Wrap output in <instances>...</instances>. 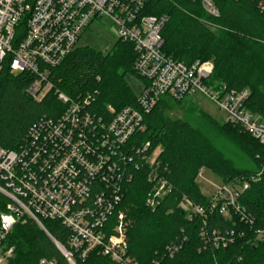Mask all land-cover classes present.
I'll return each mask as SVG.
<instances>
[{
    "label": "trees",
    "instance_id": "16d2710c",
    "mask_svg": "<svg viewBox=\"0 0 264 264\" xmlns=\"http://www.w3.org/2000/svg\"><path fill=\"white\" fill-rule=\"evenodd\" d=\"M218 15L209 14L201 0H150L144 15L168 18L162 35L163 51L191 64L212 59L215 65L208 84L231 89H249L246 108L264 120V0H213ZM136 52L131 43L118 40L108 52L91 47L76 48L51 69L52 88L36 100L28 88L34 81L29 72L11 73L8 62L0 68V147L18 151L29 129L42 117H57L66 109L57 91L78 99L90 95V113L110 118L123 107L137 106V95L126 81L135 74ZM180 112V115H172ZM125 143L124 148L150 143L160 147L161 170L171 184L156 209L146 198L150 188L149 167L132 169V180H125L121 201L108 216L111 232L123 211L131 256L144 264L162 260L165 264H264V145L240 125L219 122L196 105L163 98ZM209 169L224 183L245 180L248 188L240 195L243 215L232 208L225 217L219 210L189 219L179 206L183 197L196 205H208L210 198L198 182L202 169ZM100 186L94 182L92 192ZM89 199V202H93ZM8 198L0 193V214ZM248 220V221H247ZM249 220H251L249 222ZM48 235L35 221L17 223L4 241L13 248L6 264H71L53 238L68 248L69 229L57 220H44ZM211 239L214 230L233 232L226 248L205 247L202 230ZM183 231V232H182ZM182 233L188 236L183 249L173 258L167 246ZM201 248V251L199 249ZM76 264H116L99 250L85 259L74 255Z\"/></svg>",
    "mask_w": 264,
    "mask_h": 264
},
{
    "label": "built area",
    "instance_id": "2783aa9c",
    "mask_svg": "<svg viewBox=\"0 0 264 264\" xmlns=\"http://www.w3.org/2000/svg\"><path fill=\"white\" fill-rule=\"evenodd\" d=\"M148 1L0 0V68L8 62L11 73H31L35 78L28 92L36 100L52 88L51 69L77 48L91 23L102 18H110L118 26V40L133 45L134 70L144 82L137 106L117 112L109 107L108 119L87 110L90 95L73 99L57 91L58 99L66 105L62 113L39 119L18 151L0 147V193L8 198L0 214V264H6L13 254V248H4L8 234L17 223L28 219L48 235L44 220H57L69 229L68 248L54 241L71 264H76L75 254L85 259L93 250L116 264H144L129 253L124 212H118L111 232L106 221L121 201L124 181L132 180L131 168H150L146 203L151 209H156L171 189L166 169L161 170L158 160L160 147L143 143L124 148L137 130L144 129V114L163 98L185 100L204 95L225 113L226 122L240 125L264 145V120L246 108L250 90L208 84L214 68L211 62L186 64L167 55L162 30L168 18L144 15ZM201 2L209 14L218 15L213 0ZM94 182L100 186L97 193L92 192ZM248 186L247 181L237 179L209 196L208 205H196L183 197L179 206L189 219H206L215 210L229 217L232 208L245 218L239 197ZM233 232L223 235L214 230L210 239L203 229L200 236L206 248H226L233 241ZM188 239L182 233L172 240L167 256L175 257ZM39 264L54 263L41 260ZM150 264L165 263L155 260Z\"/></svg>",
    "mask_w": 264,
    "mask_h": 264
},
{
    "label": "rangeland",
    "instance_id": "374dc122",
    "mask_svg": "<svg viewBox=\"0 0 264 264\" xmlns=\"http://www.w3.org/2000/svg\"><path fill=\"white\" fill-rule=\"evenodd\" d=\"M118 26L110 18H102L95 20L91 23L90 27L80 36L77 43V48L79 47H91L95 50L108 52L118 41ZM212 63L215 68L212 59H207ZM213 68V70H214ZM126 81L135 95H139L143 89V80L141 77L135 74H127ZM184 102L196 105L199 109L209 113L213 118L217 119L219 122H226L225 113L219 109V107L208 97L196 94L185 98ZM172 115H180V112H172ZM198 182L200 184L202 192L207 196L214 194L223 184V180L218 175L214 174L209 169H203V173L198 177Z\"/></svg>",
    "mask_w": 264,
    "mask_h": 264
},
{
    "label": "water",
    "instance_id": "95a60500",
    "mask_svg": "<svg viewBox=\"0 0 264 264\" xmlns=\"http://www.w3.org/2000/svg\"><path fill=\"white\" fill-rule=\"evenodd\" d=\"M53 240H54V238H53Z\"/></svg>",
    "mask_w": 264,
    "mask_h": 264
}]
</instances>
